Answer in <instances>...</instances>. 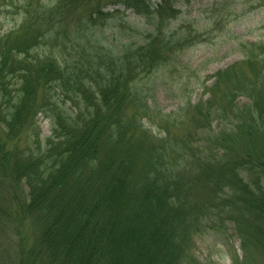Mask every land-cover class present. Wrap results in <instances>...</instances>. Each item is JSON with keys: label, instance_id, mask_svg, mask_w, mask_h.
Segmentation results:
<instances>
[{"label": "trees", "instance_id": "obj_1", "mask_svg": "<svg viewBox=\"0 0 264 264\" xmlns=\"http://www.w3.org/2000/svg\"><path fill=\"white\" fill-rule=\"evenodd\" d=\"M111 1L141 26L103 23L104 0L0 3L17 14L0 28V252L16 202L44 264H207L201 235L264 264V42L164 111L153 74L206 31L171 26L172 0Z\"/></svg>", "mask_w": 264, "mask_h": 264}, {"label": "rangeland", "instance_id": "obj_2", "mask_svg": "<svg viewBox=\"0 0 264 264\" xmlns=\"http://www.w3.org/2000/svg\"><path fill=\"white\" fill-rule=\"evenodd\" d=\"M4 1L0 0L2 10H5ZM157 1L159 0H152V6ZM104 2L103 9L119 10L104 16L106 19L102 20L103 23L107 24L108 20L110 22L118 18L117 12H120V18H123L124 22L141 26V21L137 20L139 15L132 8H125L121 3L115 5L111 0ZM172 3L179 12L170 13L165 5L171 26L188 21L206 32L201 38L185 46L180 54V62L168 63L162 70L153 74L155 83L149 84L155 87L154 99L164 111L175 109L181 101L174 94L176 92L184 93L185 97L190 96L192 100L199 98L202 93L200 83H210L213 80V77L206 75L240 60L248 48H254L249 44L252 41L264 42V0H172ZM16 16L11 9L2 12L0 28L12 26ZM215 17L218 18L216 24L213 22ZM37 119L41 135L46 136L50 133V120L42 113L37 114ZM5 186L4 194H12L10 185ZM23 191L24 188L19 184L14 194L23 196ZM13 210L11 219L6 224L7 240L5 243V240L3 241L0 264H44V253L40 254L38 251L33 255L38 244L37 228L31 221V216L24 215L16 202H13ZM234 244L238 245L237 239H234ZM195 253L207 264H230L225 247L220 245L213 235H201L197 238Z\"/></svg>", "mask_w": 264, "mask_h": 264}]
</instances>
